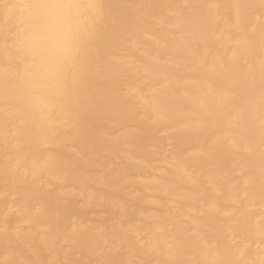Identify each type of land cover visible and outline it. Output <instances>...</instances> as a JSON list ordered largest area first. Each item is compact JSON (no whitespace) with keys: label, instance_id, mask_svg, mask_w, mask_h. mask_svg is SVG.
I'll return each mask as SVG.
<instances>
[{"label":"bare ground","instance_id":"bare-ground-1","mask_svg":"<svg viewBox=\"0 0 264 264\" xmlns=\"http://www.w3.org/2000/svg\"><path fill=\"white\" fill-rule=\"evenodd\" d=\"M0 264H264V0H0Z\"/></svg>","mask_w":264,"mask_h":264},{"label":"snow or ice","instance_id":"snow-or-ice-1","mask_svg":"<svg viewBox=\"0 0 264 264\" xmlns=\"http://www.w3.org/2000/svg\"><path fill=\"white\" fill-rule=\"evenodd\" d=\"M31 6V5H30ZM36 7H49V5H35Z\"/></svg>","mask_w":264,"mask_h":264}]
</instances>
